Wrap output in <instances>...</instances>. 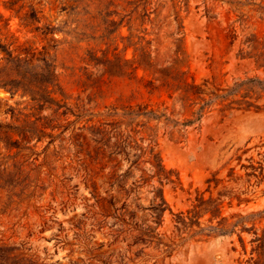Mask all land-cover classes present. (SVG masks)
<instances>
[{"label":"rangeland","instance_id":"obj_1","mask_svg":"<svg viewBox=\"0 0 264 264\" xmlns=\"http://www.w3.org/2000/svg\"><path fill=\"white\" fill-rule=\"evenodd\" d=\"M251 35L264 38V0H0V65L9 51L56 73L42 109L0 87V264H264V92L248 97L259 108L215 101L199 117L186 91L264 80L238 57ZM139 106L165 117L132 118ZM100 130L154 145L179 176L161 223L148 155L126 194L115 175L134 157L110 155ZM199 194L220 197L222 217L257 214L232 235L194 234L178 215ZM210 216L201 228L218 225Z\"/></svg>","mask_w":264,"mask_h":264},{"label":"trees","instance_id":"obj_2","mask_svg":"<svg viewBox=\"0 0 264 264\" xmlns=\"http://www.w3.org/2000/svg\"><path fill=\"white\" fill-rule=\"evenodd\" d=\"M244 43L248 45L250 50L240 49L238 57L242 60H254L259 67H264V38L261 39L257 35L248 36ZM4 51H7L4 49ZM56 82L55 68L52 62L48 59H41V63L34 65L30 60L22 59L17 56H13L11 52L7 51V56L5 58V64L0 65V87L8 90L12 95L20 93L22 96H29L34 102L39 105L42 109L46 103L52 101V90L50 87ZM206 80L203 86L208 85ZM243 90L246 92L242 95V99H232L231 97L240 94ZM186 91L191 95L194 94L198 99L203 101L202 106L198 110V115L201 117L207 106L215 101H220L224 104L223 110H230L234 108L249 110L251 108H259L256 100H249L248 97L250 92L259 91L264 92V80L259 77L248 78L247 80H242L236 82L233 87L229 88H219L215 87L213 90L207 91L202 85L189 84ZM220 91H223L222 93ZM210 96L207 99L206 96ZM235 103L238 105L234 106ZM147 106H139V109L132 111L129 115L132 118L146 116L149 120L156 119L158 122L161 121L164 114L158 115L153 110L145 111ZM167 123L172 121L169 117L165 118ZM177 125L175 122L174 127ZM187 125V124H186ZM98 139L99 142L110 148V155H121L126 154L129 159L134 157L132 164L129 169L125 172H119L115 175L114 183H118L121 191L126 194H130L133 190L139 187L134 181L129 185V176L131 175L130 169L134 166H139L143 161L142 158L148 155V159L144 161L145 163H150V168L148 170L142 169L143 176L147 175L146 182H151L154 178H157L160 182V186H155L153 188V198L151 208L156 213V220L158 222L163 221V216L166 209H170L169 204L164 196V185L173 184L174 186L181 185V180L175 171L166 168L163 159L158 151L155 150V146L149 144L148 146L140 145L132 136H125L124 133H112L106 130H100ZM115 140L113 141V138ZM134 149L136 151H134ZM197 200L199 201L194 205L192 210H188L187 214L185 212H180L178 215V222L183 224L186 228H191L194 230V226L200 227L199 230H195L194 234L202 233L207 231L208 236L212 235H232L235 229L239 226L242 229H246L245 223L248 216L256 215L257 213H252L248 215H243L242 213L233 214L231 217H222V203L220 197L213 198L210 197L205 200L201 194L198 195ZM241 203V201H239ZM210 213V221L214 218H219L217 226H209L207 228H201L200 218L205 214ZM180 228V227H179ZM153 231L152 227H149ZM264 232V231H263ZM256 240H261L262 254L264 255V234L262 237L257 236Z\"/></svg>","mask_w":264,"mask_h":264}]
</instances>
